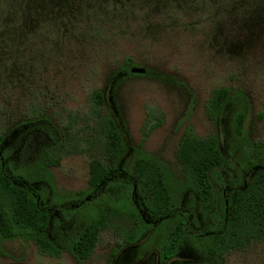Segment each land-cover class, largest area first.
Segmentation results:
<instances>
[{
	"label": "rangeland",
	"instance_id": "1",
	"mask_svg": "<svg viewBox=\"0 0 264 264\" xmlns=\"http://www.w3.org/2000/svg\"><path fill=\"white\" fill-rule=\"evenodd\" d=\"M3 10L10 12V25L1 22ZM125 56L133 66L173 77L165 81L136 72L118 84L115 99L133 145L141 139L146 106L160 110L162 122L141 148L177 174L174 150L183 128L196 135L213 130L204 100L215 86L246 95L245 136L264 140V0H0V133L36 108L66 128L71 144L50 166L57 190L86 185L87 145L103 111L89 92L101 88ZM191 226L196 231L193 221ZM117 240L103 228L92 252L77 263L65 250L53 256L32 241L6 239L0 241V264H109ZM190 256L175 259L264 264V237L219 255Z\"/></svg>",
	"mask_w": 264,
	"mask_h": 264
},
{
	"label": "trees",
	"instance_id": "2",
	"mask_svg": "<svg viewBox=\"0 0 264 264\" xmlns=\"http://www.w3.org/2000/svg\"><path fill=\"white\" fill-rule=\"evenodd\" d=\"M9 13L3 10V24L11 21ZM130 66L133 61L125 56L104 85L89 92L103 111L87 145L83 188H55L50 166L71 143L66 128L37 114V108L0 133V241L29 240L41 253L55 256L65 250L80 263L94 249L100 230L110 228L118 242L110 249L109 264H188L175 256L219 255L264 237V140L245 136L246 95L225 85L209 91L204 112L213 130L196 135L188 125L183 128L174 150L177 174L141 148L162 122L158 108L146 106L137 144L128 138L115 88L136 73ZM142 73L173 79L145 67Z\"/></svg>",
	"mask_w": 264,
	"mask_h": 264
},
{
	"label": "water",
	"instance_id": "3",
	"mask_svg": "<svg viewBox=\"0 0 264 264\" xmlns=\"http://www.w3.org/2000/svg\"><path fill=\"white\" fill-rule=\"evenodd\" d=\"M130 71H132V72H142L143 71V67H141V66H131L130 67Z\"/></svg>",
	"mask_w": 264,
	"mask_h": 264
}]
</instances>
